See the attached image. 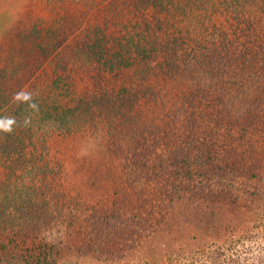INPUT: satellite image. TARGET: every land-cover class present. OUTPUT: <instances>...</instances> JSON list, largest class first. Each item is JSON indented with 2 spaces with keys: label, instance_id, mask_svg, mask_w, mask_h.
Wrapping results in <instances>:
<instances>
[{
  "label": "trees",
  "instance_id": "obj_1",
  "mask_svg": "<svg viewBox=\"0 0 264 264\" xmlns=\"http://www.w3.org/2000/svg\"><path fill=\"white\" fill-rule=\"evenodd\" d=\"M89 1L114 12L39 22L0 57V117H31L0 132V264H264V0ZM88 129L107 130L123 176L95 203L48 149Z\"/></svg>",
  "mask_w": 264,
  "mask_h": 264
},
{
  "label": "rangeland",
  "instance_id": "obj_2",
  "mask_svg": "<svg viewBox=\"0 0 264 264\" xmlns=\"http://www.w3.org/2000/svg\"><path fill=\"white\" fill-rule=\"evenodd\" d=\"M91 3L89 0L73 3L58 0L51 1L50 4L48 0H0V57L4 58L6 50L14 45V38L19 31L40 24L39 22H48L61 15L65 17L64 25L75 30L101 23L105 15H112L114 12L97 8L94 10ZM117 12L121 15L124 13L121 7H118ZM83 64L81 60H77L75 70L76 85L82 89L91 85L89 71ZM29 75L25 71L16 74L21 77L22 82H29ZM33 83L41 84L42 88L48 80L47 77H35L29 85ZM162 84L169 85L168 90L172 95L183 89L174 82L164 81ZM140 114L141 124L152 122L154 113L150 107L140 110ZM101 130L88 129L65 137L52 135L48 141L51 157L57 158L63 164L64 171L60 182H63L65 190L70 194L81 195L89 203L106 199L123 179L119 160L108 152V138L105 136L107 130ZM62 261L63 264H75L72 254H65Z\"/></svg>",
  "mask_w": 264,
  "mask_h": 264
},
{
  "label": "clouds",
  "instance_id": "obj_3",
  "mask_svg": "<svg viewBox=\"0 0 264 264\" xmlns=\"http://www.w3.org/2000/svg\"><path fill=\"white\" fill-rule=\"evenodd\" d=\"M34 94L31 91L20 90L12 97L13 101L18 104H26L27 109H31L33 112L38 113L39 107L33 102ZM31 124V117H25L23 123L20 124L17 119L13 116L0 117V132L12 133L16 127L27 128Z\"/></svg>",
  "mask_w": 264,
  "mask_h": 264
}]
</instances>
